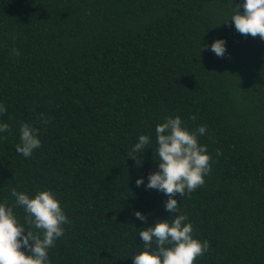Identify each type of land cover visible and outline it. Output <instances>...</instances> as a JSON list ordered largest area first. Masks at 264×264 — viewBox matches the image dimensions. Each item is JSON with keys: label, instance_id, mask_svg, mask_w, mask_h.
Here are the masks:
<instances>
[{"label": "trees", "instance_id": "obj_1", "mask_svg": "<svg viewBox=\"0 0 264 264\" xmlns=\"http://www.w3.org/2000/svg\"><path fill=\"white\" fill-rule=\"evenodd\" d=\"M244 2L0 0V123L11 127L0 133V203L42 239L11 192L55 193L70 223L50 264H133L139 231L176 215L146 190L156 125L176 116L189 131L207 126L198 143L212 158L205 184L173 197L193 238L210 242L194 264H264V41L236 30ZM23 123L41 141L28 158L15 150ZM140 135L150 143L136 163Z\"/></svg>", "mask_w": 264, "mask_h": 264}, {"label": "clouds", "instance_id": "obj_2", "mask_svg": "<svg viewBox=\"0 0 264 264\" xmlns=\"http://www.w3.org/2000/svg\"><path fill=\"white\" fill-rule=\"evenodd\" d=\"M240 7L234 8L235 14L231 18L236 30L245 36L259 37L264 41V0H245L243 13ZM225 45V40L218 39L211 45V51L223 57ZM11 55L19 56L20 52L13 48ZM5 114L6 108L0 103V116ZM190 119L194 121L196 117L191 116ZM43 122L48 123L47 120ZM206 127L202 125L189 131L186 122L179 116L166 117L163 123L156 125L159 171L149 174L146 190L164 193L168 197L165 201L166 211L176 215L170 220L157 221L154 227L139 231L144 251L133 257V264H194L197 257L209 250V241L193 238V226L185 223L188 220L186 214H177L178 202L173 198L177 194L183 197L186 191L191 194L203 186L205 176L211 172L212 158L207 154V146L198 143V137L206 133ZM4 132L11 133V127L7 123H0V133ZM0 138L7 139L6 136ZM20 141L15 150L25 158L41 147L38 129L29 123L20 126ZM149 143L147 135H140L130 158L136 160V163L140 162L137 157ZM217 155L222 153L217 150ZM143 183L142 178L138 179L136 186L140 187ZM11 196L16 198V205L22 206L27 213V223L43 231V238L26 230L18 222L13 208L0 203V264H50L48 249L55 247V241L64 235L63 225L70 223L55 193L45 190L30 198L27 193H18L13 189ZM134 215L147 222V217L140 212ZM21 249H26L30 254Z\"/></svg>", "mask_w": 264, "mask_h": 264}]
</instances>
